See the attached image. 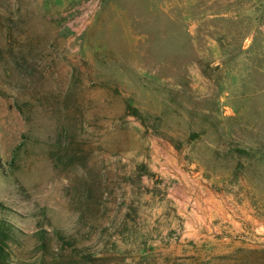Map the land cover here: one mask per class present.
<instances>
[{
  "label": "rangeland",
  "instance_id": "1",
  "mask_svg": "<svg viewBox=\"0 0 264 264\" xmlns=\"http://www.w3.org/2000/svg\"><path fill=\"white\" fill-rule=\"evenodd\" d=\"M96 1L0 0V264H264V0Z\"/></svg>",
  "mask_w": 264,
  "mask_h": 264
},
{
  "label": "trees",
  "instance_id": "2",
  "mask_svg": "<svg viewBox=\"0 0 264 264\" xmlns=\"http://www.w3.org/2000/svg\"><path fill=\"white\" fill-rule=\"evenodd\" d=\"M100 84L104 88L115 90V88L110 85V81H102L100 82ZM127 110L131 116H134L136 118L141 117L140 112L134 107H132L130 104L127 105ZM230 152L233 156H236L240 159H245V160H248V161H251L257 164L259 167V170L264 168V146H250V145L239 144V145L234 146L230 150ZM0 212H1L0 213L1 216H3L4 218L0 220V240H1L0 242L16 240L19 236V232L7 220V218H12L11 210L4 207L2 204H0ZM55 232L59 239H62V240L66 239V237L61 231H55ZM0 251H1V248H0Z\"/></svg>",
  "mask_w": 264,
  "mask_h": 264
},
{
  "label": "built area",
  "instance_id": "3",
  "mask_svg": "<svg viewBox=\"0 0 264 264\" xmlns=\"http://www.w3.org/2000/svg\"><path fill=\"white\" fill-rule=\"evenodd\" d=\"M101 2H102V0H97V1H96V3H97V4H98V3H101ZM82 29L84 30V29H85V27H84V28H82ZM83 30H82V31H83Z\"/></svg>",
  "mask_w": 264,
  "mask_h": 264
}]
</instances>
